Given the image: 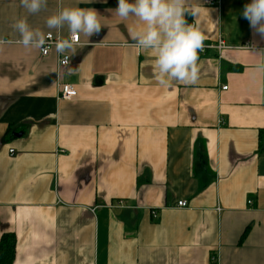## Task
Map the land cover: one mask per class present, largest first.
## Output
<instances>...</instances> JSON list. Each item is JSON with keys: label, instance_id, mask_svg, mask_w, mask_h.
<instances>
[{"label": "crops", "instance_id": "obj_1", "mask_svg": "<svg viewBox=\"0 0 264 264\" xmlns=\"http://www.w3.org/2000/svg\"><path fill=\"white\" fill-rule=\"evenodd\" d=\"M214 1L192 0L206 37L198 81L165 87L154 51L124 46L136 22L115 14L118 0H48L36 14L0 0V38L19 39L20 18L67 38L46 26L61 6L93 8L102 25L65 67L54 46L0 48V238L15 237L12 264H264V75L252 79L243 46L264 39L242 16L251 0Z\"/></svg>", "mask_w": 264, "mask_h": 264}, {"label": "clouds", "instance_id": "obj_2", "mask_svg": "<svg viewBox=\"0 0 264 264\" xmlns=\"http://www.w3.org/2000/svg\"><path fill=\"white\" fill-rule=\"evenodd\" d=\"M48 0H21V5L30 14H36L47 7ZM122 20L134 19L136 25L129 28L131 39L124 46L155 53V75L165 87L173 83L195 84L199 79V53L204 50L206 39L202 23L198 19L201 6L192 0H118L114 10ZM192 16L194 23H189L187 16ZM242 16L249 22L254 34L264 39V0H251L244 5ZM50 29L67 27L68 37L58 38L54 42L59 63L68 66L70 56L65 53L76 52L79 42L77 37H91L101 31L99 15L93 8L59 7L58 11L46 20ZM14 29L19 39L0 38V48L8 45H20L25 49H37L47 54L51 34H45L32 28L26 18L18 19ZM83 46V45H79ZM256 58L251 66L253 80L264 75V48L254 42L245 48ZM69 71H73L69 68Z\"/></svg>", "mask_w": 264, "mask_h": 264}, {"label": "built area", "instance_id": "obj_3", "mask_svg": "<svg viewBox=\"0 0 264 264\" xmlns=\"http://www.w3.org/2000/svg\"><path fill=\"white\" fill-rule=\"evenodd\" d=\"M205 4L213 6L215 4V1L214 0H205ZM47 34H49V33H47ZM58 38H59L58 36H54L53 34H51V37H50V40H49V44L54 46V42ZM78 39H79V37H77V40ZM211 46L214 47L218 53L223 51V49L225 48V44H224V41L222 39H219L214 45H211ZM243 46L244 47H249L250 45H249L248 41H246ZM51 47H49V50H50ZM49 50H48V52H49ZM48 52H47V54H48ZM47 54H45V53L40 51V55L41 56H46ZM58 67L59 68L60 67H65V65H62V64L59 63V59H58ZM59 87H60V93H59L60 98L70 99V98H72L73 96L76 95L75 88L72 85H70V84H67V83L60 84ZM10 152H12V150H10ZM177 206L185 207L186 203H185V201H182V200L181 201H177ZM155 213H156L155 210H153L152 211V215L155 216ZM212 259H215V257L212 256Z\"/></svg>", "mask_w": 264, "mask_h": 264}, {"label": "trees", "instance_id": "obj_4", "mask_svg": "<svg viewBox=\"0 0 264 264\" xmlns=\"http://www.w3.org/2000/svg\"><path fill=\"white\" fill-rule=\"evenodd\" d=\"M186 18L189 21V16H187ZM263 132L264 131H260V133ZM14 257L15 237L12 233L3 234L0 238V264H12Z\"/></svg>", "mask_w": 264, "mask_h": 264}]
</instances>
